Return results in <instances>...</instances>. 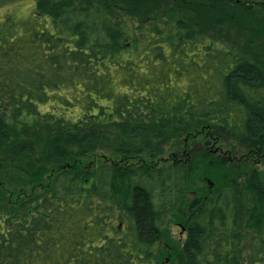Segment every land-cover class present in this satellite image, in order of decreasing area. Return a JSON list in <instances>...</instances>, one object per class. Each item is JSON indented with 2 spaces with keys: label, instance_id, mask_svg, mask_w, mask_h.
Listing matches in <instances>:
<instances>
[{
  "label": "trees",
  "instance_id": "1",
  "mask_svg": "<svg viewBox=\"0 0 264 264\" xmlns=\"http://www.w3.org/2000/svg\"><path fill=\"white\" fill-rule=\"evenodd\" d=\"M132 2L35 0L0 20V169L32 184L0 204V264H264V61ZM201 133L197 159L155 165ZM227 139L260 162L239 181L209 148ZM101 150L147 162H92ZM204 164L221 176L164 252Z\"/></svg>",
  "mask_w": 264,
  "mask_h": 264
},
{
  "label": "rangeland",
  "instance_id": "2",
  "mask_svg": "<svg viewBox=\"0 0 264 264\" xmlns=\"http://www.w3.org/2000/svg\"><path fill=\"white\" fill-rule=\"evenodd\" d=\"M136 7V14L145 11L174 10L177 15L194 20L200 31L210 41L227 45L244 52L259 62L264 61V0H131ZM35 0H0V20L9 11L18 16L28 14ZM132 2V3H133ZM205 133L170 140L162 153L154 160L155 165L168 164L181 160L185 153L197 159L205 146ZM189 143L191 147L188 146ZM187 146V147H186ZM183 147V148H182ZM214 158H224L232 166V175L236 181L247 170L260 165L246 150L227 139L209 146ZM92 162L126 161L132 164L147 162L142 156L135 159H121L109 150L97 151L90 157ZM218 170L208 165L193 170L187 176V185L177 210L169 219L166 232L160 242L165 252L179 248L184 239L183 225L189 213V205L200 196H207L215 187ZM224 179V178H223ZM35 184L33 183V186ZM17 186V187H16ZM32 184L23 182L16 172L9 167L0 169V204L4 199L14 200L23 193L31 194ZM14 192V194H12Z\"/></svg>",
  "mask_w": 264,
  "mask_h": 264
}]
</instances>
